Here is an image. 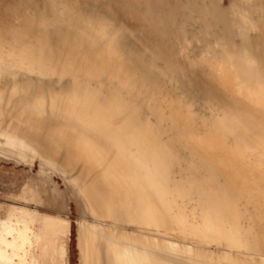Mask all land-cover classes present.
<instances>
[{"label":"bare ground","instance_id":"obj_1","mask_svg":"<svg viewBox=\"0 0 264 264\" xmlns=\"http://www.w3.org/2000/svg\"><path fill=\"white\" fill-rule=\"evenodd\" d=\"M110 1L0 32V156L69 184L80 264H264V0H145L133 25ZM50 218L6 206L0 264H65L63 237L41 254Z\"/></svg>","mask_w":264,"mask_h":264},{"label":"rangeland","instance_id":"obj_2","mask_svg":"<svg viewBox=\"0 0 264 264\" xmlns=\"http://www.w3.org/2000/svg\"><path fill=\"white\" fill-rule=\"evenodd\" d=\"M43 1L45 0H0V32L6 36L10 29L19 27L26 21L28 16H34L38 12L37 10L41 7ZM76 1L84 5L90 0ZM221 1L230 13L236 14L242 9L251 11L255 3L262 0ZM144 2L145 0H112L110 5L118 17L133 25L144 22L138 11L145 4ZM169 21L174 22L172 17ZM175 22L186 27L184 29L189 40L198 36L197 26L193 21L179 18ZM172 48L175 49L174 55H179L176 47ZM190 51L193 54H200L203 51V45L194 42L190 47ZM196 73L199 74V71ZM200 80L204 79L199 78L198 81ZM25 188L34 190L35 199L24 200L18 198ZM9 204L36 207L42 214L51 216L46 229V239L41 250L43 259L48 256L55 241L63 235V238L67 241V264H78V261L80 264L81 234L77 222L81 217V204L79 199L73 195L69 184L59 173L50 166L39 163L37 159L31 164L16 163L12 159L0 156V215H3L5 207Z\"/></svg>","mask_w":264,"mask_h":264},{"label":"crops","instance_id":"obj_3","mask_svg":"<svg viewBox=\"0 0 264 264\" xmlns=\"http://www.w3.org/2000/svg\"><path fill=\"white\" fill-rule=\"evenodd\" d=\"M34 199H35V196H34ZM61 237H63V235L60 236L59 238H61ZM59 238H58V239H59ZM45 239H46V233H45V238H44V240H43L42 246L44 245V241H45ZM67 255H68V254H67ZM65 264H67V256H66V262H65Z\"/></svg>","mask_w":264,"mask_h":264}]
</instances>
